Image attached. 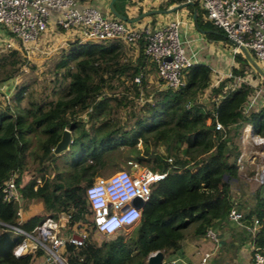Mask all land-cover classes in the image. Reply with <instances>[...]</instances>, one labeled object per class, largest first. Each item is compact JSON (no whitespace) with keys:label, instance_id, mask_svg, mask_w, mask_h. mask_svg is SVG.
<instances>
[{"label":"trees","instance_id":"obj_1","mask_svg":"<svg viewBox=\"0 0 264 264\" xmlns=\"http://www.w3.org/2000/svg\"><path fill=\"white\" fill-rule=\"evenodd\" d=\"M188 1L164 0L157 8ZM185 8L195 9L198 28L216 32H206L205 37L228 42L219 29L199 21L200 10L194 2ZM143 47L140 38L135 46L117 40L67 42L49 60L48 83L37 91L32 89L34 78L14 80L22 68L33 71L35 66L16 48L0 51V188L13 175L19 197L6 201L0 192L1 223L32 231L46 215L17 219L16 214L31 199H39L52 217L73 207L68 226L90 216L84 189L97 170L117 156L122 158L121 165L133 161L164 173L150 183L139 219L128 234L116 231L99 245L90 241V234L82 246L65 243L67 264H143L155 250L163 255L175 253L187 233L203 235L225 220L231 206H238L232 204L228 180L237 178L242 129L248 125L254 134L264 137V97L259 107L243 111L253 87L241 83L224 88L248 67L240 53L233 54L237 67L231 68L232 77L209 87L210 68L193 63L182 72L181 85L171 89L147 81L148 74L155 73V65ZM134 76L139 77L138 83L133 82ZM206 88L208 95L203 100ZM117 111L123 115L116 116ZM215 121L220 129L214 128ZM63 129L70 132L66 149L71 159L64 174L53 173L48 181L46 175L56 170L53 162L57 156L50 152ZM158 146L163 155L156 151ZM122 147L126 149L121 151ZM27 172L32 175L23 181ZM34 175L41 178L39 184ZM262 185L253 191L254 201L243 219L255 217L257 229L250 237L242 227V239L264 252ZM21 241V235L0 225V264H30L41 254L37 249L13 255Z\"/></svg>","mask_w":264,"mask_h":264},{"label":"built area","instance_id":"obj_2","mask_svg":"<svg viewBox=\"0 0 264 264\" xmlns=\"http://www.w3.org/2000/svg\"><path fill=\"white\" fill-rule=\"evenodd\" d=\"M197 4L201 17L210 21L220 29L228 42L230 52L239 53L237 45H241L264 70V0H189ZM0 26L9 34L2 49L16 48L29 59L30 54L45 38L49 26L58 31H69L76 41L104 42L117 40L125 45L135 46L136 40H143V51L155 65L158 87L171 89L181 85L182 72L193 64L187 55L179 37L178 22L175 19L154 24L148 27L145 23L129 25L116 17L101 14L91 5H79L78 0H0ZM168 57V60L165 58ZM216 72V71H215ZM218 74V72H216ZM230 71L211 78L209 87L224 78L230 77ZM232 77V76H231ZM133 82L138 83L139 77L134 76ZM254 82V83H253ZM241 83L253 86V92L242 105L243 111L252 107L256 98L264 97V82L257 80L254 73L248 71L232 77V81L224 88L232 89ZM205 93V91L203 92ZM208 93V92H206ZM210 119H207L209 122ZM214 128L221 125L214 122ZM244 132L247 140L258 148L264 147V137L254 134L246 125ZM259 155V152L257 153ZM171 162L169 157L166 158ZM238 164V163H237ZM127 168H120L104 177H96L84 189L87 207L90 210V228L99 234L111 235L116 231L133 226L139 219L140 209L131 205L133 197L145 202L149 195L150 183L161 178L164 173L152 172L149 168L126 161ZM193 171V170H192ZM179 172H182L180 169ZM13 175L2 182L0 192L6 201L19 200L13 181ZM252 177L258 183L264 182V153L261 161L253 171ZM36 184L41 178L36 176ZM36 186L34 185L33 188ZM234 203H237L235 200ZM73 207L59 212L56 216L46 215L30 232L14 225H0L22 236L12 253L20 255L27 242L26 253L41 251V264H67L64 245L82 246L86 241L87 232L83 219L79 218L68 226ZM248 212L247 207L231 206L225 219L246 228L252 237L257 229V219H243ZM19 219V209L16 212ZM213 243L218 237L212 228H207L202 235ZM251 264H264V252L254 246L250 240ZM211 251L200 254L196 264H205ZM160 264H189L180 257L162 258Z\"/></svg>","mask_w":264,"mask_h":264},{"label":"crops","instance_id":"obj_3","mask_svg":"<svg viewBox=\"0 0 264 264\" xmlns=\"http://www.w3.org/2000/svg\"><path fill=\"white\" fill-rule=\"evenodd\" d=\"M108 1L109 0H78V3L79 5H91L95 7L101 14L110 15L108 10ZM163 1L164 0H117L116 3L115 1L113 2V5L116 6L115 9L118 8L124 11L125 16L132 18L141 11L157 9L158 4L162 3ZM193 12L195 13L194 8L187 9L183 7L179 10H175L171 14L149 15L139 20L138 24H147L152 21L153 24H160L172 19L177 20L179 37L187 55L190 57L193 63H203L207 65L211 70V78L213 75L214 77H217L222 73L230 71L232 67H237V63L234 61L233 54L230 52L231 45L222 39L211 40L205 37L204 34L206 32L202 33L200 29H197L193 23ZM8 38L9 34H7V32L0 26V51L3 50L2 45ZM75 39L76 37L72 36L69 31H58L53 26H49L45 38L37 45L35 50L31 53V56L33 53H43L46 48H50L49 50H54L57 46L61 47V44H66L67 42L74 41ZM215 71L218 72V74L214 73ZM248 71L253 72L254 77L257 80L260 79L264 82V77L259 76L249 66V64L244 72L247 73ZM155 79L156 73L151 72V74H148L147 81L149 83H154L157 85ZM204 91L205 93H202L201 98L203 100L207 99L208 93L206 92H208V88L204 89ZM262 101V99L259 100V98H256L252 107H259L258 105L261 104ZM251 161L252 157H249V159L246 160L243 157L241 158V166L237 168V178L233 179L236 184L248 181L251 176H249L248 173H245V171H254L258 167L256 164L253 165ZM236 188L238 190L232 192V189L229 187V191L234 196V200L238 203V206L247 208L250 207V197H248L250 193L246 192V190L242 188L240 184L236 185ZM252 197L253 196L251 194V199ZM212 229L218 237V242L216 244L202 235L187 233L180 241L178 250L175 253L163 255V258L169 259L172 257H180L189 264H196L200 254L209 250L211 251V255L205 264H251L250 244L248 242L249 240L242 239L244 230L241 227H237L236 224L225 219L221 223L216 222ZM41 263L42 256L36 255L32 258L30 264Z\"/></svg>","mask_w":264,"mask_h":264},{"label":"rangeland","instance_id":"obj_4","mask_svg":"<svg viewBox=\"0 0 264 264\" xmlns=\"http://www.w3.org/2000/svg\"><path fill=\"white\" fill-rule=\"evenodd\" d=\"M162 4V3H160ZM158 4V5H160ZM197 7V4L194 3ZM185 6H182L176 10H179L181 8H183ZM157 9H161V8H157ZM174 12V11H173ZM172 12H170L171 14ZM110 14V13H109ZM162 13L160 14H156V15H161ZM169 14V13H167ZM110 17H114L113 15H108ZM199 21L203 24H206V25H210V26H213L212 23L210 21H206L204 20L201 15L199 16ZM124 22V21H123ZM127 23V22H125ZM129 25H135V24H138V21L137 22H132V23H128ZM148 27H152L154 24H153V21L150 22V23H147L146 24ZM198 27V26H197ZM215 27V26H213ZM200 29V28H199ZM218 29V28H217ZM220 30V29H219ZM213 31V30H212ZM223 35V34H222ZM229 45H232L231 42H228ZM66 44H61V47L57 46L56 49L54 50H49L50 48H46V50L41 53H36V54H30V58L28 59V61L30 63H32L34 66H35V69L33 71H31L30 69L28 68H22V70H20L18 72V75L15 77V82H20L21 80H24V81H27L30 78H34L36 79V82L33 83L32 85V89L34 91H37L38 86L40 85H44L47 82V79L50 77V74L49 72L47 71V65L50 63V59L51 57L55 56L56 53L58 52V50L60 48H63L65 47ZM50 60V61H49ZM224 71V70H222ZM216 73V72H214ZM216 75V74H215ZM123 113L122 111H117L116 113V116H122ZM83 120H85V117L83 118ZM249 140H247V134L244 132V128L242 129V133L241 135L238 137V144H239V147H240V154L239 156L237 157L236 161L238 163V167L241 166V158L243 157L245 160L246 159H249V157L251 158L252 157V164H256V165H259L260 161H261V155L264 153V147L262 148H258L256 145H253L251 144L250 142H248ZM69 146V144L67 145V147ZM126 148L125 147H122L121 151H124ZM156 151L163 155V148L161 146H158L156 148ZM259 152V155L257 154ZM57 156L54 158V162L53 164L56 165V170L54 171H50V173H48V175H46L47 177V180L48 181H51L54 177L53 173H59L60 175L64 174L65 172V164L66 162L68 163L71 159V155H70V152L67 151V149L65 151H63L62 153L60 154H56ZM121 156H117L116 158V161L114 160L112 163H110L109 165H106L102 168H99L96 172V174H94L92 176V180H94L96 177L100 176V177H104V176H107L108 174L112 173V172H115L116 170L120 169V168H127L126 165H121V159L120 158ZM252 165V167H253ZM141 167H145V166H142ZM148 168V167H146ZM252 171V170H251ZM250 171L246 170L245 173H248ZM31 173L30 172H27L26 174H24L22 176V180L23 181H26L27 179H29L31 177ZM36 176V175H34ZM33 177V176H32ZM240 184V186L242 188H244L246 190V192H249L250 195L248 197H250V203L252 204L253 203V197L251 199V194L253 196V191L258 187V185H260V183H258L257 181H255L253 179V177L251 176L249 178L248 181L246 182H241V183H237L234 182L233 178H230L228 180V185L229 187L232 189L231 191L235 192L236 190H238L236 188V185ZM263 185L261 186V193L262 195L264 196V182L262 183ZM32 214H37V215H47L48 212L46 213L45 209H44V206L42 204V202L39 200V199H31V200H27L25 201L20 209H19V218L22 219L26 216H29V215H32ZM253 218V216H251L249 218V220L251 221ZM83 220V224H84V229L85 231L87 232V237L89 238V234H90V241H95L96 244H99L101 240L103 239H108L110 238L111 235H103V234H99V233H95L91 228H90V224H89V216H86V217H83L82 218ZM237 227H241L240 225H236ZM132 226H129L127 228H124L123 230H120V231H123V234H128L131 230ZM233 230V228H232ZM88 239V240H89Z\"/></svg>","mask_w":264,"mask_h":264},{"label":"water","instance_id":"obj_5","mask_svg":"<svg viewBox=\"0 0 264 264\" xmlns=\"http://www.w3.org/2000/svg\"><path fill=\"white\" fill-rule=\"evenodd\" d=\"M115 0H109L108 1V10L110 12L111 15H113L114 17L122 20V21H125V22H129V23H132V22H137L149 15H153V14H167V13H170V12H173L175 11L176 9L182 7V6H185L186 4L190 3V2H185L183 4H173V5H170L169 7L165 8V9H149V10H146V11H141L139 14H137L136 16L132 17V18H128L127 16L119 13L116 11V9L114 8V5H113V2ZM194 11V10H193ZM192 20H193V23L194 25L197 27V24H196V21H195V13L193 12L192 13ZM197 29H199L197 27ZM200 31L202 33H205V32H214L215 31H212V30H201ZM237 48H238V51L239 53L244 57V59L246 60V62L249 64V66L261 77H264V70H261V68L257 65V63L251 58V56L248 54V52L241 46V45H237ZM166 60H168V57L165 58ZM71 142L70 140V132L68 129H63L61 131V134H60V137H59V140L56 142V144L54 145V147L51 149V152L50 154L51 155H56V154H60L62 153L68 143ZM131 205L135 206V207H138V208H142L144 202L141 201L140 198L138 197H133L130 201ZM248 220H244L243 223L244 224H247ZM27 242H25V247L21 250L20 252V255L21 254H25L26 253V248H27ZM163 258V253L159 250H155L151 253H149L146 257H145V260H144V263L143 264H160L161 260Z\"/></svg>","mask_w":264,"mask_h":264}]
</instances>
